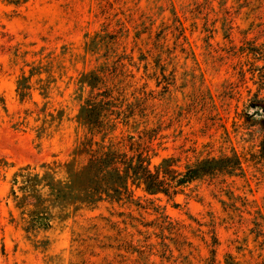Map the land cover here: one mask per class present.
Masks as SVG:
<instances>
[{
    "label": "rangeland",
    "instance_id": "1",
    "mask_svg": "<svg viewBox=\"0 0 264 264\" xmlns=\"http://www.w3.org/2000/svg\"><path fill=\"white\" fill-rule=\"evenodd\" d=\"M90 139L153 169L238 162L120 190ZM49 166L21 206L16 173ZM0 264H264V0H0Z\"/></svg>",
    "mask_w": 264,
    "mask_h": 264
},
{
    "label": "trees",
    "instance_id": "2",
    "mask_svg": "<svg viewBox=\"0 0 264 264\" xmlns=\"http://www.w3.org/2000/svg\"><path fill=\"white\" fill-rule=\"evenodd\" d=\"M95 105V104H94ZM96 108V107H95ZM80 115L84 118L87 116L93 117L95 115L93 105H84L81 108ZM90 143L86 144V150L91 154L92 161H90V168L98 169V165H102V169L108 167L110 164L111 167V177L115 173L117 174L115 183H117L120 190L127 187V180L132 179L134 183L138 185H143L146 192L150 194L163 193L168 197H175L182 192V186L193 181L197 178H200L204 175L214 174L216 170H220L227 173H234L237 160L232 157H223L218 159L216 157L207 158L206 160H201L196 163H193L187 167V171L184 173L178 169H174V162L176 161L173 157L163 158L159 165L155 166L153 169L151 167V161L145 157L144 152H138L133 156H129L125 151L119 153L118 149L115 151L113 156L111 153H108V157H103L99 153V149L93 148V144H97V141L93 143L90 139ZM121 146V145H120ZM115 147V143L111 142L110 146L107 147L108 152H111ZM149 147L145 150L147 153ZM116 164V166H114ZM88 167V168H89ZM87 168V169H88ZM56 167H47V170L44 174L33 173L30 167H24L14 178L15 183H22L20 190L25 193L22 199L21 206H28L30 204L35 205L36 202H30L28 195H32L34 198H40V195H37L36 192L30 189L29 184L38 186L41 184V181L49 182L52 178H55ZM96 170L88 171L89 173H95ZM22 177V180L18 178ZM72 178V176L70 177ZM29 187V188H26ZM12 194L14 198H19V195L16 194V190L12 188ZM44 210H34L31 211V220L29 221L31 226L37 224L43 225L47 221V217L43 214Z\"/></svg>",
    "mask_w": 264,
    "mask_h": 264
}]
</instances>
